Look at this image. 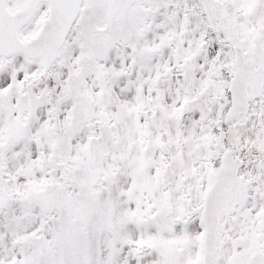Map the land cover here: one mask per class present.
I'll return each instance as SVG.
<instances>
[{"label": "snow or ice", "instance_id": "1", "mask_svg": "<svg viewBox=\"0 0 264 264\" xmlns=\"http://www.w3.org/2000/svg\"><path fill=\"white\" fill-rule=\"evenodd\" d=\"M0 264H264V0H0Z\"/></svg>", "mask_w": 264, "mask_h": 264}]
</instances>
